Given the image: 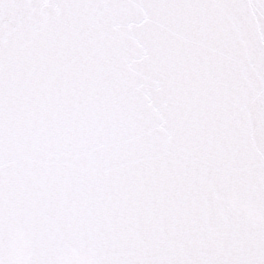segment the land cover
<instances>
[{"label":"snow or ice","instance_id":"obj_1","mask_svg":"<svg viewBox=\"0 0 264 264\" xmlns=\"http://www.w3.org/2000/svg\"><path fill=\"white\" fill-rule=\"evenodd\" d=\"M0 264H264V0H0Z\"/></svg>","mask_w":264,"mask_h":264}]
</instances>
